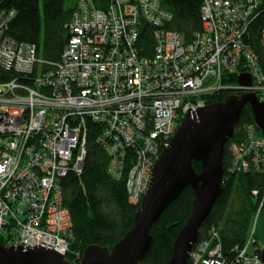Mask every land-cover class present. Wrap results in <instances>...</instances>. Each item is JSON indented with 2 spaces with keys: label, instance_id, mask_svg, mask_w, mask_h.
I'll return each instance as SVG.
<instances>
[{
  "label": "built area",
  "instance_id": "1",
  "mask_svg": "<svg viewBox=\"0 0 264 264\" xmlns=\"http://www.w3.org/2000/svg\"><path fill=\"white\" fill-rule=\"evenodd\" d=\"M264 0H202V30L192 41L166 28L173 19L160 0H79L66 25L69 38L57 62L36 44L9 36L14 9H0V236L8 249L73 252V222L63 182L83 174L90 124L108 155V174L125 179L128 201L140 206L161 153L187 113L222 91L255 94L264 103V62L249 30ZM143 25L154 28V52L143 56ZM264 60V21L261 25ZM243 68L251 86L225 84ZM239 73V74H242ZM256 122L246 140L229 145L228 172L264 176V135ZM256 221L264 209V190ZM256 226L246 244L224 255L216 227L197 241L191 264H264Z\"/></svg>",
  "mask_w": 264,
  "mask_h": 264
},
{
  "label": "trees",
  "instance_id": "2",
  "mask_svg": "<svg viewBox=\"0 0 264 264\" xmlns=\"http://www.w3.org/2000/svg\"><path fill=\"white\" fill-rule=\"evenodd\" d=\"M78 1L72 8H67L66 0H0V9H14L17 12L10 23L9 36L19 42L36 44L38 54L44 60L57 62L70 36L66 25L70 22ZM160 1L173 14V19L166 28L177 31L187 41H192L195 34L202 30V0ZM263 21L264 15L257 23L252 24L248 43L264 62L260 42ZM138 45L141 55L153 54L155 40L151 25L142 26ZM243 71V68H238L232 75H226L224 83L238 84L239 73ZM230 95L241 96L243 93L222 91L206 97L205 102H222ZM254 122L253 110L250 105H246L235 126L233 137L225 145L222 193L198 237V241L207 239L209 230L216 227L224 255L229 258L234 254L235 248L245 246L254 226L260 200L252 192L264 190V176L259 171L251 169L248 172H228L231 160L229 145L246 140L245 126ZM89 129L83 174L80 177L70 174L63 182L64 206L69 210L73 222L74 241L71 247L73 252H80L82 258L90 246L112 250L133 227L139 208L128 201L125 179L117 181L108 174V155L96 141L98 125L90 124ZM258 131L260 133V129ZM193 167L197 172L202 170L201 162L194 161ZM194 199V190L187 187L168 206L160 220L153 224V243L140 264H171L174 243L190 216ZM0 243L8 245L1 236ZM256 244L259 247L258 254L261 255L262 247L258 242ZM66 260L70 264L80 262L75 261L70 254L66 256ZM187 264H191L190 259Z\"/></svg>",
  "mask_w": 264,
  "mask_h": 264
},
{
  "label": "water",
  "instance_id": "3",
  "mask_svg": "<svg viewBox=\"0 0 264 264\" xmlns=\"http://www.w3.org/2000/svg\"><path fill=\"white\" fill-rule=\"evenodd\" d=\"M238 82L251 86L252 78L250 74L242 73ZM246 105L251 106L264 135V103L252 93L230 95L222 102L207 104L196 113H187L171 145L155 164L133 227L112 250L88 247L77 264H140L153 243V224L187 187H192L195 193L192 210L174 243L171 260V264H187L200 230L222 193L225 145L233 137ZM194 161L201 162V172L194 169ZM261 258L264 262V247ZM0 264L70 263L50 249H8L0 243Z\"/></svg>",
  "mask_w": 264,
  "mask_h": 264
},
{
  "label": "rangeland",
  "instance_id": "4",
  "mask_svg": "<svg viewBox=\"0 0 264 264\" xmlns=\"http://www.w3.org/2000/svg\"><path fill=\"white\" fill-rule=\"evenodd\" d=\"M78 0H66V7L72 8L76 5ZM44 39V26H43V36ZM71 216V214H70ZM254 226H256V241L260 244V246L264 247V209L263 212L260 214L259 219H255ZM254 226L252 227L250 231V235L253 233Z\"/></svg>",
  "mask_w": 264,
  "mask_h": 264
},
{
  "label": "bare ground",
  "instance_id": "5",
  "mask_svg": "<svg viewBox=\"0 0 264 264\" xmlns=\"http://www.w3.org/2000/svg\"><path fill=\"white\" fill-rule=\"evenodd\" d=\"M263 15H264V14L262 13V14L260 15V18H262ZM260 18H259V19H260ZM40 48H41V47H40Z\"/></svg>",
  "mask_w": 264,
  "mask_h": 264
}]
</instances>
